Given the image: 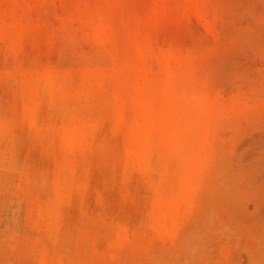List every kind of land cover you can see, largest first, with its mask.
Returning <instances> with one entry per match:
<instances>
[{
  "label": "rangeland",
  "instance_id": "1",
  "mask_svg": "<svg viewBox=\"0 0 264 264\" xmlns=\"http://www.w3.org/2000/svg\"><path fill=\"white\" fill-rule=\"evenodd\" d=\"M0 264H264V0H0Z\"/></svg>",
  "mask_w": 264,
  "mask_h": 264
}]
</instances>
